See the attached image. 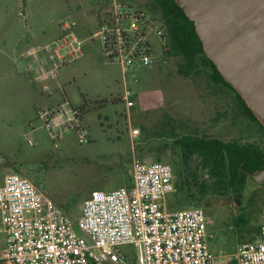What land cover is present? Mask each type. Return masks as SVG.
Instances as JSON below:
<instances>
[{"label": "rangeland", "instance_id": "rangeland-1", "mask_svg": "<svg viewBox=\"0 0 264 264\" xmlns=\"http://www.w3.org/2000/svg\"><path fill=\"white\" fill-rule=\"evenodd\" d=\"M115 1L147 7L146 0H0V51L4 53L0 52V183L9 173L26 176L75 222L92 191L110 192L133 184L134 158L154 162L160 156L170 164L178 155L174 151L178 138L260 140L259 127L243 116L232 90L215 84L202 65L190 72L184 60L161 51L151 67L128 73L129 78H138L131 83L136 107L130 122L140 134L132 140L121 100L122 69L104 57L96 36ZM64 22L75 23L73 31L83 41V55L64 65L46 91L28 73L21 53L57 38ZM67 101L81 112L87 142L80 143L72 128L53 141L38 117L39 112ZM142 142L153 146L154 152L141 154ZM191 162L198 164L199 158ZM197 172L198 182H205L206 172L201 168ZM258 183L248 179L241 203L226 196L199 198V208L210 220L209 244L217 262L243 243L259 242L264 202L255 195ZM175 186L177 191L166 200L168 209L196 207L197 200L178 198L177 179ZM5 248L0 218V264ZM121 250L128 264H134V246Z\"/></svg>", "mask_w": 264, "mask_h": 264}, {"label": "built area", "instance_id": "built-area-1", "mask_svg": "<svg viewBox=\"0 0 264 264\" xmlns=\"http://www.w3.org/2000/svg\"><path fill=\"white\" fill-rule=\"evenodd\" d=\"M75 23L61 24L51 42L28 47L21 53L35 82L49 91L60 69L82 57L83 41L74 34ZM104 57L122 69L121 100L127 112L136 107L128 77L137 68L151 67L161 51L168 50L166 30L150 11L115 1L96 33ZM81 112L67 101L38 113L49 138L74 129L80 143L88 141ZM132 187L92 191L77 222L69 217L30 179L10 173L0 185V218L6 238L2 264H128L121 248H135L134 264H264V224L258 243H243L223 261L210 249V220L199 207L170 211L167 197L174 194L171 165L134 158Z\"/></svg>", "mask_w": 264, "mask_h": 264}, {"label": "trees", "instance_id": "trees-1", "mask_svg": "<svg viewBox=\"0 0 264 264\" xmlns=\"http://www.w3.org/2000/svg\"><path fill=\"white\" fill-rule=\"evenodd\" d=\"M145 3L148 7L145 9L153 13L166 30L168 47L166 54L184 60V66L190 72L196 71V67L200 65L205 67L215 84L227 87L234 92L243 116L257 125L260 130V140L256 142L224 141L215 137L198 135H186L176 139L174 151H178V155L177 158L170 159V164L173 166L177 179L178 198L181 197L187 201L197 200L196 207L200 206L199 198L207 195H233L240 199L250 178L248 173L256 174L264 169V125L247 106L241 95L224 80L213 62L207 58L193 22L188 19L176 1L146 0ZM166 147L167 145L163 146L162 150ZM139 151L141 154H143L142 151L151 154L154 148L150 144L143 143ZM195 158H199L198 164L191 162ZM154 160V162L165 163L160 156L155 157ZM200 168L206 172L205 182H198L197 171ZM132 186L133 184L129 187Z\"/></svg>", "mask_w": 264, "mask_h": 264}, {"label": "water", "instance_id": "water-1", "mask_svg": "<svg viewBox=\"0 0 264 264\" xmlns=\"http://www.w3.org/2000/svg\"><path fill=\"white\" fill-rule=\"evenodd\" d=\"M203 50L264 125V0H175ZM248 175L261 182L264 169Z\"/></svg>", "mask_w": 264, "mask_h": 264}, {"label": "flooded vegetation", "instance_id": "flooded-vegetation-1", "mask_svg": "<svg viewBox=\"0 0 264 264\" xmlns=\"http://www.w3.org/2000/svg\"><path fill=\"white\" fill-rule=\"evenodd\" d=\"M256 182H259V181H257V180H255ZM259 184V186H258V188H257V190H256V196H259L260 197V200L259 201H263L264 202V180H262L261 182H259L258 183ZM255 193V192H254ZM254 193H252V195L254 194ZM213 196H216V197H223L222 195H218V194H215V195H213ZM226 197H228V201H229V199L231 200V201H237L238 203H241V198L240 199H238V198H236L235 196H233V195H225ZM258 201V202H259ZM257 206V205H256ZM205 210L207 211V208L205 207ZM256 210H258V209H256ZM248 212L249 213H252L251 211H249L248 210ZM254 214V213H253Z\"/></svg>", "mask_w": 264, "mask_h": 264}, {"label": "crops", "instance_id": "crops-1", "mask_svg": "<svg viewBox=\"0 0 264 264\" xmlns=\"http://www.w3.org/2000/svg\"><path fill=\"white\" fill-rule=\"evenodd\" d=\"M56 39V38H55ZM53 41V40H52ZM51 42V41H50ZM27 49V48H26ZM25 49V50H26ZM3 55H4V53L2 52V51H0ZM222 139V138H221ZM222 140H224V141H227L226 139H222ZM144 142H142V143H140V145H142ZM10 174V173H9ZM8 175V174H7ZM6 176V175H5ZM4 176V177H5ZM3 181H4V178H3V180H2V182L0 183V185L3 183ZM6 239V238H5Z\"/></svg>", "mask_w": 264, "mask_h": 264}]
</instances>
